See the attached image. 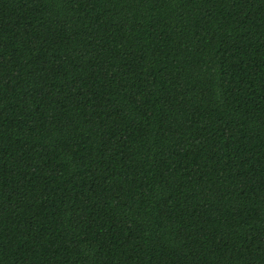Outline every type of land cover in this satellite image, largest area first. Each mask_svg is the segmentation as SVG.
<instances>
[{
	"label": "trees",
	"instance_id": "1",
	"mask_svg": "<svg viewBox=\"0 0 264 264\" xmlns=\"http://www.w3.org/2000/svg\"><path fill=\"white\" fill-rule=\"evenodd\" d=\"M0 264H264V0H0Z\"/></svg>",
	"mask_w": 264,
	"mask_h": 264
}]
</instances>
